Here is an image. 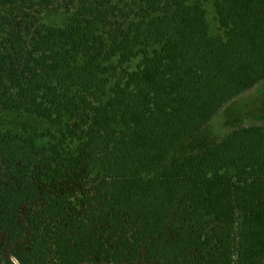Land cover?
<instances>
[{"label":"trees","instance_id":"obj_1","mask_svg":"<svg viewBox=\"0 0 264 264\" xmlns=\"http://www.w3.org/2000/svg\"><path fill=\"white\" fill-rule=\"evenodd\" d=\"M212 7L215 33L202 0H0V117L86 126L61 164L0 129V264H264V126L167 161L264 81V0Z\"/></svg>","mask_w":264,"mask_h":264},{"label":"rangeland","instance_id":"obj_2","mask_svg":"<svg viewBox=\"0 0 264 264\" xmlns=\"http://www.w3.org/2000/svg\"><path fill=\"white\" fill-rule=\"evenodd\" d=\"M203 6L206 10V16L210 24L212 33L217 32V24L214 17L212 0H202ZM115 1H113V4ZM123 4L120 5V7ZM129 6L124 9L129 10ZM74 8L63 5H57L46 8L39 13L41 22L53 25L62 26L69 21ZM117 17L122 18L123 12L117 9ZM137 59H134L135 63ZM0 129L11 133H17L23 136L34 134L39 143L47 144L58 139H62L61 149L57 155L55 163H71L78 159L79 153L77 152L79 137L83 136L86 129L84 123L81 122L79 127L75 130L71 127L65 131V136H62L61 130H55L50 127L49 123L41 120L34 115L25 114L19 110H8L1 114ZM249 125H263L264 126V81L255 85L248 91L238 95L233 100L224 105L220 111L197 133L187 138L179 147L172 150L168 156L167 161L182 157L192 152H198L204 147L211 145L221 139L230 130ZM68 129V128H67ZM74 131V133H72ZM61 132V133H60ZM42 136V139H41ZM64 178L62 184L67 186L69 190L74 187L80 192L82 187L78 181L85 179L80 176L79 178ZM78 193V192H77ZM0 245L3 252H7L8 243L3 236H0Z\"/></svg>","mask_w":264,"mask_h":264}]
</instances>
